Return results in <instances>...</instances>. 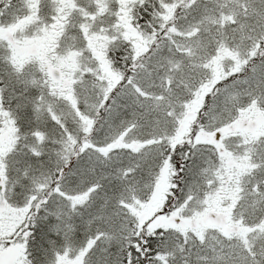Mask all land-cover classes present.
Returning <instances> with one entry per match:
<instances>
[{
  "label": "snow or ice",
  "instance_id": "1",
  "mask_svg": "<svg viewBox=\"0 0 264 264\" xmlns=\"http://www.w3.org/2000/svg\"><path fill=\"white\" fill-rule=\"evenodd\" d=\"M0 264H264V0H0Z\"/></svg>",
  "mask_w": 264,
  "mask_h": 264
}]
</instances>
